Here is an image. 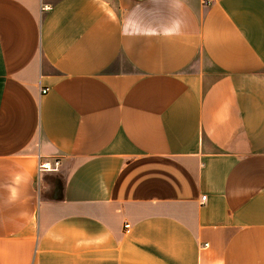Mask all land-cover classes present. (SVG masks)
<instances>
[{
  "label": "crops",
  "instance_id": "crops-1",
  "mask_svg": "<svg viewBox=\"0 0 264 264\" xmlns=\"http://www.w3.org/2000/svg\"><path fill=\"white\" fill-rule=\"evenodd\" d=\"M0 264H264V0H0Z\"/></svg>",
  "mask_w": 264,
  "mask_h": 264
},
{
  "label": "built area",
  "instance_id": "built-area-1",
  "mask_svg": "<svg viewBox=\"0 0 264 264\" xmlns=\"http://www.w3.org/2000/svg\"><path fill=\"white\" fill-rule=\"evenodd\" d=\"M42 91L46 92L47 89H42ZM59 165H60V162L58 160L52 163L50 161H45V160L40 159L38 169L39 171L54 170V169H58ZM205 199H206V196H202V200H205ZM128 226L129 224H127V227Z\"/></svg>",
  "mask_w": 264,
  "mask_h": 264
},
{
  "label": "clouds",
  "instance_id": "clouds-1",
  "mask_svg": "<svg viewBox=\"0 0 264 264\" xmlns=\"http://www.w3.org/2000/svg\"><path fill=\"white\" fill-rule=\"evenodd\" d=\"M20 180H21V177L19 175H16L14 177L15 183H17V184L20 183ZM17 195H18L17 190L14 187L10 186V198L14 200V199H16Z\"/></svg>",
  "mask_w": 264,
  "mask_h": 264
}]
</instances>
